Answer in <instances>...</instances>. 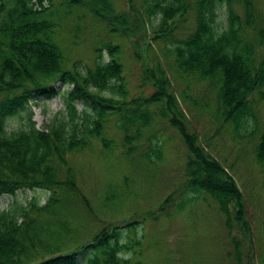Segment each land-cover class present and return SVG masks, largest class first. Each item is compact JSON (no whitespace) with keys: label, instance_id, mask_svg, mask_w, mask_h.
<instances>
[{"label":"trees","instance_id":"trees-1","mask_svg":"<svg viewBox=\"0 0 264 264\" xmlns=\"http://www.w3.org/2000/svg\"><path fill=\"white\" fill-rule=\"evenodd\" d=\"M257 2L143 0L145 14L158 16L153 39L174 43L170 50L179 71L217 83V111L237 131L249 120L256 122L253 93L264 96V25ZM223 5L226 24L218 30L215 18ZM89 8L98 18L119 25L118 32L128 33L126 12L114 11L109 0H92ZM48 10L50 5L44 0H0V195L15 194L19 189L49 191L44 203L32 197L17 209L0 210V264H141L134 259L142 252L143 235L135 234L138 219L121 223L101 219L102 226L94 230L82 225L81 216L71 214L81 209L96 217L69 155L85 148L91 138L101 141L105 149L111 147V139L105 135L110 115L117 116L123 154L129 157L138 151L139 158L148 163L162 158V148L157 130L145 133V128L155 115L166 119L188 150L184 167L187 188L212 197L229 230L232 220L247 226L243 192L226 166L189 129L163 61L143 70V82L153 91L130 96L117 55L119 45L111 41L98 45L92 66L80 69L76 60L67 67L56 38L59 23ZM191 10L193 28L183 37H174L176 25L185 22ZM116 25L111 29L117 31ZM58 83L71 86L60 90ZM57 93L62 94L65 107L60 116L42 127L29 119L24 126L6 130V119L31 99ZM76 101L83 109L77 108ZM253 152L264 172V122ZM172 196L168 194L158 210H164ZM115 197L119 196L109 188L103 204L112 206ZM81 230L87 233L80 234ZM231 240L236 264H243L239 241Z\"/></svg>","mask_w":264,"mask_h":264},{"label":"rangeland","instance_id":"rangeland-1","mask_svg":"<svg viewBox=\"0 0 264 264\" xmlns=\"http://www.w3.org/2000/svg\"><path fill=\"white\" fill-rule=\"evenodd\" d=\"M90 1L44 0L45 5H50L48 11L54 13L53 19L59 23L56 38L63 49L66 66L72 67L76 60L80 69L92 66L98 45L107 41L117 43L127 88L130 96H135L153 91L149 83L143 82V70L162 60L189 129L195 131L199 143L226 166L243 192L248 225L232 220L229 230L216 201L205 192L187 188L184 170L187 147L178 131L158 115L145 128V133L157 130L159 135L157 141L162 148V158L155 163L139 158L138 151L129 157L123 154L122 132L116 127L115 115L107 116L105 122V135L111 139V147L105 149L101 141L91 138L85 148L69 155L78 183L88 196L96 217L82 213L81 209L71 214L76 218L81 216L82 225L94 230L102 226L101 219L119 223L128 218L138 219L135 234L143 235L142 252L134 259H139L141 264H236L232 237L239 241L243 264H263L264 172L255 160L253 149L264 122V96L253 93L256 122L249 120L244 127L235 130L217 111V83L179 71L171 52L174 43L153 39L158 16L145 14L143 0H109L114 11L126 12L128 33L118 32L119 25L94 15L89 8ZM256 6L264 25V0H258ZM236 9L240 11L238 6ZM226 13L224 5L217 9L218 30L226 24ZM193 24L191 10L187 20L176 25L173 36L183 37ZM115 25L117 31L111 29ZM102 56L108 58L105 50ZM58 85L60 90L71 86ZM76 106L83 109L80 101H76ZM64 111L61 93L36 97L24 109L9 116L5 128L7 131L19 128L29 119L35 126L42 127ZM142 142L146 145L147 140ZM109 188L119 196L114 198L112 206L103 204ZM48 193L35 188L1 194L0 210L17 209L32 197L44 203ZM170 193L173 196L164 210H158ZM85 232L87 230H81L80 234ZM130 234L132 236L133 231Z\"/></svg>","mask_w":264,"mask_h":264}]
</instances>
